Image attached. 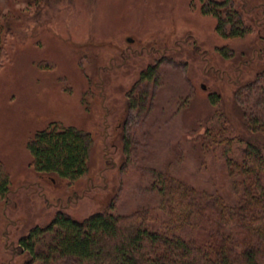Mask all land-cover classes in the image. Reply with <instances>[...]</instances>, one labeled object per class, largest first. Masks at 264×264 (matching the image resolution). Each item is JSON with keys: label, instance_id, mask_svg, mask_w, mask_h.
<instances>
[{"label": "rangeland", "instance_id": "rangeland-1", "mask_svg": "<svg viewBox=\"0 0 264 264\" xmlns=\"http://www.w3.org/2000/svg\"><path fill=\"white\" fill-rule=\"evenodd\" d=\"M227 1L48 0L37 10L0 0V161L12 179L0 198V264H44L27 263L19 240L59 211L83 221L103 209L156 208L160 171L202 201L234 200L227 159L248 141L264 152V0L228 1L243 35L228 22L218 29ZM224 121L237 135L229 156L205 135ZM50 123L89 134L82 178L34 168L27 144Z\"/></svg>", "mask_w": 264, "mask_h": 264}, {"label": "trees", "instance_id": "trees-1", "mask_svg": "<svg viewBox=\"0 0 264 264\" xmlns=\"http://www.w3.org/2000/svg\"><path fill=\"white\" fill-rule=\"evenodd\" d=\"M27 1L41 10L48 0ZM228 1L227 19L220 21L218 29L224 33L222 25L228 22L230 34L243 35L246 31L233 12L237 9ZM221 10L207 11L217 14ZM4 28L0 14V33ZM5 56L6 46L0 40V69ZM156 66L145 70L143 77L152 75ZM230 125L224 121L205 133L226 156L237 139ZM256 130L264 134V122ZM90 145L89 134L81 129L50 123L36 131L27 147L38 172L73 182L89 171ZM227 162L235 191L231 203L220 194L202 201L191 184L160 171L154 183L160 194L156 208L126 214L103 209L83 221L59 211L49 224L36 225L22 236L19 250L30 255L27 263L44 264L69 259L83 264H264L263 149L257 142L248 141L242 156L229 157ZM11 187V175L0 161L1 199H7Z\"/></svg>", "mask_w": 264, "mask_h": 264}]
</instances>
